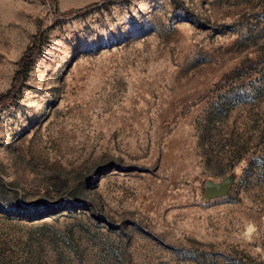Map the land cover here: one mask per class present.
I'll return each instance as SVG.
<instances>
[{
    "label": "rangeland",
    "instance_id": "374dc122",
    "mask_svg": "<svg viewBox=\"0 0 264 264\" xmlns=\"http://www.w3.org/2000/svg\"><path fill=\"white\" fill-rule=\"evenodd\" d=\"M0 264H264V0H0Z\"/></svg>",
    "mask_w": 264,
    "mask_h": 264
},
{
    "label": "water",
    "instance_id": "95a60500",
    "mask_svg": "<svg viewBox=\"0 0 264 264\" xmlns=\"http://www.w3.org/2000/svg\"><path fill=\"white\" fill-rule=\"evenodd\" d=\"M218 192H219V188L217 186L212 185V184H206L205 194L207 196L212 195V194H216Z\"/></svg>",
    "mask_w": 264,
    "mask_h": 264
},
{
    "label": "trees",
    "instance_id": "16d2710c",
    "mask_svg": "<svg viewBox=\"0 0 264 264\" xmlns=\"http://www.w3.org/2000/svg\"><path fill=\"white\" fill-rule=\"evenodd\" d=\"M28 53H29V57L31 60L36 54V49L34 47H30V48H28Z\"/></svg>",
    "mask_w": 264,
    "mask_h": 264
}]
</instances>
